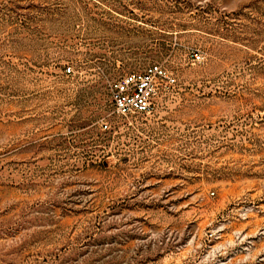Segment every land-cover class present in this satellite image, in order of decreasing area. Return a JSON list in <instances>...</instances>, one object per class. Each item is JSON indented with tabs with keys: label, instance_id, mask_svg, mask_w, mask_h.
I'll return each instance as SVG.
<instances>
[{
	"label": "rangeland",
	"instance_id": "374dc122",
	"mask_svg": "<svg viewBox=\"0 0 264 264\" xmlns=\"http://www.w3.org/2000/svg\"><path fill=\"white\" fill-rule=\"evenodd\" d=\"M0 264H264V0H0Z\"/></svg>",
	"mask_w": 264,
	"mask_h": 264
},
{
	"label": "built area",
	"instance_id": "2783aa9c",
	"mask_svg": "<svg viewBox=\"0 0 264 264\" xmlns=\"http://www.w3.org/2000/svg\"><path fill=\"white\" fill-rule=\"evenodd\" d=\"M194 54V60H200ZM165 72L150 66L141 73H133L116 80L111 86L114 112L120 117L147 114L155 109V102L169 84Z\"/></svg>",
	"mask_w": 264,
	"mask_h": 264
},
{
	"label": "trees",
	"instance_id": "16d2710c",
	"mask_svg": "<svg viewBox=\"0 0 264 264\" xmlns=\"http://www.w3.org/2000/svg\"><path fill=\"white\" fill-rule=\"evenodd\" d=\"M69 72H71V70H69Z\"/></svg>",
	"mask_w": 264,
	"mask_h": 264
}]
</instances>
